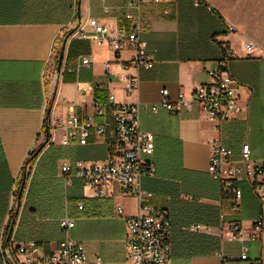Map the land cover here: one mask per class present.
I'll return each mask as SVG.
<instances>
[{"label": "crops", "instance_id": "1", "mask_svg": "<svg viewBox=\"0 0 264 264\" xmlns=\"http://www.w3.org/2000/svg\"><path fill=\"white\" fill-rule=\"evenodd\" d=\"M128 1L77 0L74 5L71 0H0V264H6L1 251L6 246L35 242L39 255L55 252L65 237L59 225L65 217L75 221L69 237L85 244L90 261L128 264L127 226L117 208L136 216L138 200L124 196L118 184L100 196L77 177L67 182L61 173L64 162L107 158L114 114L98 116L94 100L106 102L109 94L120 104H139L140 127L154 138L149 161L155 173L142 186L152 194L151 205L171 217V264H264V227L259 240L250 238L252 224L261 217L259 198L243 178L242 201L234 208L208 173L210 144L217 140L237 154L248 144L251 159L264 160V0H198V6L196 0H141V38L155 62L151 70L124 69L132 60L130 49L115 60L109 44L79 38L82 26L90 31L89 18L112 30H131L136 21L126 17ZM247 44L253 45L251 52ZM226 49L234 52L228 68L240 84V114L219 131L196 106L177 114L160 107L163 90L177 102L179 94L189 99L207 84L208 72L218 68ZM85 57H91L89 66L82 65ZM128 78L139 80L131 96ZM95 86L101 88L94 91ZM50 111L62 122L72 114L91 118L88 144L63 146L58 135L29 165L18 199L25 162ZM104 122L107 131L99 135L96 126ZM13 217L12 230L6 232ZM232 223L243 231L240 241H229ZM243 247L248 250L245 260Z\"/></svg>", "mask_w": 264, "mask_h": 264}, {"label": "built area", "instance_id": "2", "mask_svg": "<svg viewBox=\"0 0 264 264\" xmlns=\"http://www.w3.org/2000/svg\"><path fill=\"white\" fill-rule=\"evenodd\" d=\"M76 2L77 0H71ZM154 4H166L172 0H150ZM198 6L200 2L196 0ZM141 0H130L125 9L129 11L128 19L136 21L131 30L121 27L112 30L107 24L97 18H89L86 22L90 31H79V38L93 41L97 45L109 44L115 60H120L121 54L130 49L133 52L130 65H123L124 69L131 67L136 70L154 68L155 62L148 50L147 43L141 38L144 22L140 13ZM109 8H105L108 12ZM235 32L234 27H230ZM248 52L253 50L252 44H247ZM216 70L208 72L209 82L197 87L188 99L185 94H179L177 102L169 99V91L163 90V100L160 107L169 113L177 114L183 110L196 106L212 122L217 130H221L234 115L242 111L239 101L240 84L230 72L228 65L234 52L226 49ZM91 57L82 59L83 66H89ZM108 65L105 67L108 72ZM127 95H133L139 88L138 78L126 80ZM101 86L93 87L99 90ZM57 92V86L54 87ZM94 107L100 117H105L108 111L114 114V126L111 131L112 142L109 146L107 158L100 162L87 163L76 161L64 162L61 166L62 176L68 181L77 177L86 186L91 187L98 195L104 196L111 184H118L122 194L134 197L139 203V213L136 216H125L121 207L117 208L118 216L125 220L127 226V262L128 264H171L172 261V220L169 213L151 205L152 194L143 186V179L155 173L153 164L149 161L155 151L154 138L142 131L140 127L139 104H120L113 94H109L106 102L95 98ZM155 113L158 107H153ZM43 143L41 138L33 151H46L57 138L62 136V145L86 146L90 137V130L94 127L91 118L68 116L62 122L46 113L43 126ZM108 124L96 126V133L103 135ZM211 156L208 173L218 182L225 198H228L234 208L242 201L243 192L239 183L245 178L261 202V217L252 224L251 240H259L264 227V160H253L250 156V146L243 144L240 153L227 147L220 140L210 144ZM38 149V150H37ZM30 170V166H26ZM64 239L57 249L50 255H39L35 242L12 248L2 247V255L6 264H103L100 259L89 260L85 244L75 242L69 237L75 227V221L65 217L59 222ZM229 241L237 242L242 239L243 231L237 223L230 225ZM247 248H242L241 259L247 258ZM20 258V259H19Z\"/></svg>", "mask_w": 264, "mask_h": 264}, {"label": "trees", "instance_id": "3", "mask_svg": "<svg viewBox=\"0 0 264 264\" xmlns=\"http://www.w3.org/2000/svg\"><path fill=\"white\" fill-rule=\"evenodd\" d=\"M39 154H40V151L39 150L38 151H33L30 154V156L28 157V159L26 160L25 166L23 168L22 176H21V179H20V181L18 183L17 190H16V194L18 196H19L20 189L22 188L23 182H25V184H26V179H27L26 166L33 164V162L37 159V157H38ZM24 190H25V186H24ZM13 224H14V217L10 219V221L8 223V227L6 228V232L11 228V226Z\"/></svg>", "mask_w": 264, "mask_h": 264}, {"label": "water", "instance_id": "4", "mask_svg": "<svg viewBox=\"0 0 264 264\" xmlns=\"http://www.w3.org/2000/svg\"><path fill=\"white\" fill-rule=\"evenodd\" d=\"M63 51H64V48H63ZM62 61H63V53L61 52V54H60V56H59L58 72H60V70H61ZM49 113H50V112H49ZM24 186H25V182H23L22 188L20 189L18 199H20L21 196H22V194H23ZM11 230H12V227H11Z\"/></svg>", "mask_w": 264, "mask_h": 264}, {"label": "rangeland", "instance_id": "5", "mask_svg": "<svg viewBox=\"0 0 264 264\" xmlns=\"http://www.w3.org/2000/svg\"><path fill=\"white\" fill-rule=\"evenodd\" d=\"M72 2H73V1H72ZM75 3H76V2H73L74 5H75ZM55 62H56V61H55ZM52 67H54V65H53ZM51 69H52V68H51ZM54 70H55V69H54ZM54 70H53V69L51 70V75H52V77H53V75H54ZM43 138H44V137L41 138L39 144H42V143H43ZM37 150H38V149H37ZM39 151H40V150H39ZM4 259H5V258H4Z\"/></svg>", "mask_w": 264, "mask_h": 264}]
</instances>
